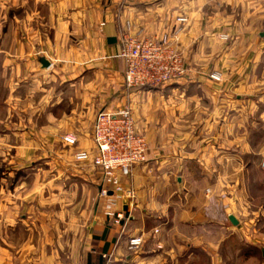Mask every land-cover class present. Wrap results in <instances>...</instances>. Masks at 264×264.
I'll use <instances>...</instances> for the list:
<instances>
[{"label":"crops","instance_id":"0c3cea01","mask_svg":"<svg viewBox=\"0 0 264 264\" xmlns=\"http://www.w3.org/2000/svg\"><path fill=\"white\" fill-rule=\"evenodd\" d=\"M263 5L264 0H0V148L9 146L19 155V149L37 148L39 133H47L42 140L46 147L61 142L60 134L72 133L77 137L69 153L73 159L77 150L93 147L97 111L124 106L132 111L139 100L152 96L162 117L159 127L172 131L173 121V131L188 132L194 127L191 113L165 107V99L186 95L188 88L208 78L207 69H230V74L221 72L218 94L228 107L234 101L244 104L246 55L261 47L250 39ZM126 31L139 38L167 35L187 74L157 87L126 88L125 62L118 56ZM222 33L233 37L230 44L216 37ZM40 57L49 61L47 68ZM135 128L138 132L136 121ZM214 146L184 135L168 141L158 135L157 145L147 141L146 161L120 177L132 196L124 193L117 199L113 208L124 214L118 224L106 215L110 192L100 197L88 222L85 215L57 221L50 210L39 218L35 189L0 190V264L63 259L87 264L89 256L95 264H197L200 252L208 264H222L218 247L237 230L228 217L239 218L240 200L229 205L231 192L218 187ZM219 147L222 158L229 155L230 144ZM34 174L7 171L2 176L22 180ZM99 174L78 176L95 183ZM71 227L77 235L56 231ZM135 235L143 238L141 249L129 251L127 240ZM247 248L244 255L249 258H264L256 245Z\"/></svg>","mask_w":264,"mask_h":264},{"label":"rangeland","instance_id":"374dc122","mask_svg":"<svg viewBox=\"0 0 264 264\" xmlns=\"http://www.w3.org/2000/svg\"><path fill=\"white\" fill-rule=\"evenodd\" d=\"M263 6L262 8H264ZM262 11V19L255 21L257 29L255 37L250 39L252 42L254 41L252 38H255L261 47L256 53L250 50L246 55L248 68L245 76L248 77L247 81L249 82L241 90V93L245 94L243 96L248 97L244 104L234 101L235 104L230 102L231 107H228L225 99L218 94V91H221L219 83L223 81L221 72L231 73L230 69L218 68L207 69L209 71L205 74L219 73L220 80L205 82L208 78L203 79L204 82L188 88L184 93L186 95L170 94L165 99V107L181 108L186 111L185 114L191 113L189 118L194 127L188 132L185 130L180 134L173 131V124H177L173 121L170 122L172 131H164L162 126L159 127L162 117L156 114L158 107L156 96L149 99L142 98L132 111L129 108L137 123L138 134L144 137L146 142L150 141L157 145L158 135H165L167 141L184 135L188 138L215 144L214 171L220 176L218 187L223 185L228 188L229 193L231 192V196L233 195L229 197V199L231 198L229 205L236 206L237 199L240 200L239 209L237 208L239 218H236L237 224L235 225L237 230L225 241L223 240L218 247L222 264H264V258L260 254L258 258H249L244 255V250H248L247 245L264 247V9ZM220 35L227 34L216 35L219 40L225 41V44H230L229 42L233 40L230 35H227L226 39H221ZM232 71L236 72V69H232ZM201 72L202 70L197 71L199 74ZM212 92H214L213 95H211ZM145 106L148 109H145ZM169 118H173V116ZM177 118L179 117L177 116ZM64 134L58 136L61 142L55 144L54 147H46L42 140L47 139V133H39L37 148L19 149V155L14 148L9 146L0 148V190L35 189L32 198L38 207L39 218L44 217V210H50L53 211V219L57 221H77L86 217L85 219L89 222L92 220V211L98 205L99 199L105 198L101 193L102 196L99 195V192L97 195V189H101L102 175L100 172L95 183L78 176L88 171L98 173L100 170L88 161H75L74 156L73 159H69V153L72 152L76 144L65 145L62 142ZM223 143L225 146L228 143L231 147L229 155L226 157L224 155V158L221 155L222 149L219 147ZM92 149L93 147L82 150L92 151ZM7 171H31L35 174L24 176L22 180L10 179L2 176ZM68 173H75L77 176H68ZM83 190H85V196H83ZM11 197L13 200L14 196ZM21 198L29 197L22 196ZM84 210L85 214H83ZM62 230L70 232V237L77 235V228L56 229L60 232ZM140 249L141 247L137 251ZM196 258L197 264H208L209 262L202 252L198 253ZM37 263L45 264L44 261ZM51 264L78 263L63 259L52 261Z\"/></svg>","mask_w":264,"mask_h":264},{"label":"built area","instance_id":"2783aa9c","mask_svg":"<svg viewBox=\"0 0 264 264\" xmlns=\"http://www.w3.org/2000/svg\"><path fill=\"white\" fill-rule=\"evenodd\" d=\"M184 21V19H180ZM226 39L227 35H220ZM118 56L125 62L124 85L128 89L157 87L177 81L187 74V69L176 47L167 35L159 38H139L124 32L120 36ZM210 80L221 79L219 73L208 75ZM93 149L77 150L75 161L90 162L102 175L101 194L112 196L107 204L106 215L113 223L124 220L121 210H114L117 199L124 193L132 196L130 190L123 189L120 177L131 175L134 165L146 161L147 142L135 128V121L127 106L115 110L102 109L95 116L92 128ZM65 145L77 143L72 133L62 136ZM143 243L140 235L130 236L127 249L137 251Z\"/></svg>","mask_w":264,"mask_h":264},{"label":"water","instance_id":"95a60500","mask_svg":"<svg viewBox=\"0 0 264 264\" xmlns=\"http://www.w3.org/2000/svg\"><path fill=\"white\" fill-rule=\"evenodd\" d=\"M39 62L41 63L42 67H44V68H47L49 66V64H50L49 61L46 58H44V57H40L39 58ZM124 203L125 204L127 203V199H124ZM123 209L124 210L127 209L126 205L123 207ZM228 219L233 225L237 224V220H236V218L233 215H230L228 217ZM257 247L262 251V253L264 255V247H261V246H257Z\"/></svg>","mask_w":264,"mask_h":264},{"label":"trees","instance_id":"16d2710c","mask_svg":"<svg viewBox=\"0 0 264 264\" xmlns=\"http://www.w3.org/2000/svg\"><path fill=\"white\" fill-rule=\"evenodd\" d=\"M87 264H95L94 261L91 259V257L89 256L88 260H87Z\"/></svg>","mask_w":264,"mask_h":264}]
</instances>
